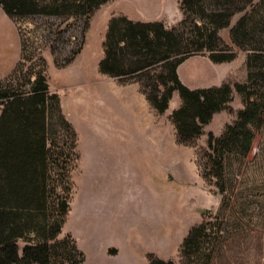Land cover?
<instances>
[{
    "label": "rangeland",
    "instance_id": "rangeland-1",
    "mask_svg": "<svg viewBox=\"0 0 264 264\" xmlns=\"http://www.w3.org/2000/svg\"><path fill=\"white\" fill-rule=\"evenodd\" d=\"M120 14L167 26L184 16L181 0H106L89 15L63 8L11 16L0 4V81L30 90L43 74L49 93L58 96L59 111L48 99V189L57 185L68 194L58 236L76 240L84 253L79 264H149L154 257L181 264V244L192 226L221 212L205 149L208 133L222 134L245 102L235 91L201 134L180 141L170 118L181 103L177 92L159 113L138 76L100 68L109 22ZM239 16L219 29L218 48L234 57L217 62L208 52L192 53L178 66L184 83L247 79V51L230 34ZM257 122L248 155L230 153L224 179L235 187L234 201L222 212L225 247L216 264H264V115Z\"/></svg>",
    "mask_w": 264,
    "mask_h": 264
},
{
    "label": "trees",
    "instance_id": "trees-1",
    "mask_svg": "<svg viewBox=\"0 0 264 264\" xmlns=\"http://www.w3.org/2000/svg\"><path fill=\"white\" fill-rule=\"evenodd\" d=\"M104 1L0 0V4L11 16L63 8L89 15ZM181 8L184 16L173 26L160 19L136 20L124 14L112 17L100 68L116 76H138L159 113L167 111L177 92L181 103L173 108L170 118L178 139L184 142L201 134L214 115L233 100L235 91L242 95L245 103L237 118L222 134L210 130L205 147L216 170L217 178L211 181L221 194V212L214 220L215 212L211 211L192 226L181 244V264H216L225 247L222 212L231 205L235 193V187L226 185L224 179L230 153L248 155L257 121L264 115V0H181ZM236 13L240 16L230 34L234 45L247 51V79L200 87L184 83L178 66L192 53L208 52L217 62L234 57V51L219 49L218 43L219 29L230 25ZM49 98L59 111L58 96L49 93L43 74L30 90H18L0 81V264L84 261L74 238L58 236L70 203L68 194L58 191L57 185L48 189ZM49 190L54 195L51 203ZM149 264L177 263L154 257Z\"/></svg>",
    "mask_w": 264,
    "mask_h": 264
}]
</instances>
